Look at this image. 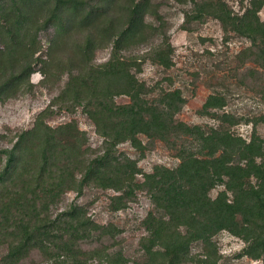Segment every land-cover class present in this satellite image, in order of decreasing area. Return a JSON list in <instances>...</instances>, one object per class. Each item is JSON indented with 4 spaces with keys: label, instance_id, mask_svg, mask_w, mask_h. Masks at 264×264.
Listing matches in <instances>:
<instances>
[{
    "label": "trees",
    "instance_id": "1",
    "mask_svg": "<svg viewBox=\"0 0 264 264\" xmlns=\"http://www.w3.org/2000/svg\"><path fill=\"white\" fill-rule=\"evenodd\" d=\"M171 2L186 8L183 30L217 21L225 35L247 43L241 65L249 61L264 72L263 0L237 12L225 0L214 12L206 0L164 4ZM164 4L0 0V104L31 92L36 72V85L56 92L30 128L12 135L10 147L1 146L0 135V264H25L34 255L40 260L30 264H223L216 242L222 233L243 243L236 259L264 261V137L256 125L247 137L232 130L240 123L218 112L227 106L221 93L207 96L199 110L214 125L187 124L177 118L186 104L179 89L156 90L138 78L146 61L164 73L174 66ZM148 45L143 57L126 55ZM107 49L108 59L97 64L96 54ZM257 88L264 101V84ZM77 112L101 140L96 149L75 119L51 124L57 114ZM156 143L177 165L145 172L138 164ZM124 144L134 157L119 149ZM86 192H111L112 214L139 194L147 197L151 209L140 222L135 257L105 246L122 231L88 215L78 203ZM68 193L75 194L69 207L53 212Z\"/></svg>",
    "mask_w": 264,
    "mask_h": 264
},
{
    "label": "rangeland",
    "instance_id": "2",
    "mask_svg": "<svg viewBox=\"0 0 264 264\" xmlns=\"http://www.w3.org/2000/svg\"><path fill=\"white\" fill-rule=\"evenodd\" d=\"M155 1H162L164 4L165 0ZM225 1L233 11L237 12L240 7L247 5L249 0ZM206 7L214 12L222 8V3L220 0H206ZM185 9L173 2L166 3L161 8L174 50L172 69L164 73L146 61L138 78L148 86H154L156 90L179 89L186 98V104L177 118L191 125L210 126L215 124L213 119L201 115L199 110L207 96L212 93H221L226 96L227 106L218 112L228 113L240 123L232 130L242 137H247L252 130V125H256L257 132L264 137V101L261 100L257 88L259 81L264 84V72H261L249 61L245 66L241 65L240 59L243 57L244 49L248 46L247 43L237 36L225 35L218 22L214 20L195 25L190 31L183 30L182 11ZM259 16L261 20H264V4ZM41 36L43 38L45 34L41 33ZM43 43H45V39H43ZM157 43L156 40L154 44ZM149 48H151L150 45L142 46L129 51L126 55L143 57ZM109 53V49L98 52L95 62L97 64L105 62ZM252 69H256L259 74H253ZM41 78L40 74L36 72L31 77V82L35 85L31 92L0 104V135L6 136V139L1 143L2 147H10L11 145L7 142L10 141L12 135L30 128L35 116L56 95V92H48L36 85ZM117 102L124 103L126 99L117 98ZM71 118L75 119L80 129L88 134L91 148L96 149L101 140L94 134L92 126L79 112L73 116L64 113L57 114L51 124L56 125ZM246 120H250L251 124H245ZM119 149L135 156L128 144L121 145ZM177 162L173 152L163 144L156 143L148 149L138 165L143 171L149 172L154 165L172 168L177 165ZM110 195L111 192H86L78 200V203L86 206L88 215L97 223H111L121 229V234L115 239L109 240L105 246L121 249L127 257L133 258L137 255V244L143 235L140 222L151 206L147 197L139 194L125 211L112 214L107 209ZM74 199V193L66 194L53 212L57 213L67 209ZM216 242L222 255L223 264H264V261L236 259L242 250L243 243L227 233L218 235ZM98 245L99 243L95 241L83 245V247L90 249ZM39 260L40 258L34 255L25 264ZM88 264L97 263L92 261Z\"/></svg>",
    "mask_w": 264,
    "mask_h": 264
}]
</instances>
